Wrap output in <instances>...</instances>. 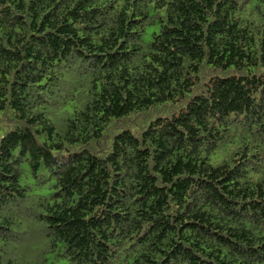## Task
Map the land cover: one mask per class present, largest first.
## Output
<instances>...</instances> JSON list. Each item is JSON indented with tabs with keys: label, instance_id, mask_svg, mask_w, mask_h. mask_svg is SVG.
I'll return each instance as SVG.
<instances>
[{
	"label": "trees",
	"instance_id": "1",
	"mask_svg": "<svg viewBox=\"0 0 264 264\" xmlns=\"http://www.w3.org/2000/svg\"><path fill=\"white\" fill-rule=\"evenodd\" d=\"M54 259L264 264V0H0V264Z\"/></svg>",
	"mask_w": 264,
	"mask_h": 264
},
{
	"label": "rangeland",
	"instance_id": "2",
	"mask_svg": "<svg viewBox=\"0 0 264 264\" xmlns=\"http://www.w3.org/2000/svg\"><path fill=\"white\" fill-rule=\"evenodd\" d=\"M149 37H150V34H149V32H148V33L145 35V39H149ZM212 160L214 161V158H212ZM53 261H54V264H65V262L62 261V260H56V259H54Z\"/></svg>",
	"mask_w": 264,
	"mask_h": 264
}]
</instances>
